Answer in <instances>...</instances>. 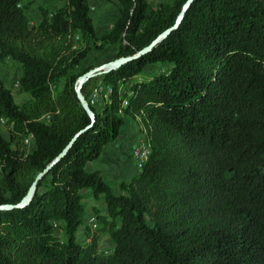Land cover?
<instances>
[{
    "label": "trees",
    "instance_id": "obj_1",
    "mask_svg": "<svg viewBox=\"0 0 264 264\" xmlns=\"http://www.w3.org/2000/svg\"><path fill=\"white\" fill-rule=\"evenodd\" d=\"M36 1L0 0V62L21 65L28 97L17 104L0 80V118L12 126L9 139L0 129V205L19 204L79 135L29 205L0 211V264H264V0H195L151 51L100 76L111 89L101 109L90 102L94 79L84 85L95 122L75 91L92 45L135 56L188 0L151 12L149 0H119L101 37L87 0H62L54 12L40 5L39 24L26 14ZM149 65L168 70L131 84ZM127 116L141 118L152 152L113 189L86 166L118 140ZM89 197L107 209L96 210L95 232L82 227ZM101 231L111 251L100 250Z\"/></svg>",
    "mask_w": 264,
    "mask_h": 264
},
{
    "label": "rangeland",
    "instance_id": "obj_2",
    "mask_svg": "<svg viewBox=\"0 0 264 264\" xmlns=\"http://www.w3.org/2000/svg\"><path fill=\"white\" fill-rule=\"evenodd\" d=\"M27 0L26 3H28ZM55 0L42 1L41 5L49 10L53 11V2ZM173 0H149L150 3V12L152 10L157 9L162 4H171ZM110 7L113 5L109 4ZM39 6L31 3L28 5L26 9V14L29 16L31 21L35 24H39V21L42 20L41 13H38ZM99 10V9H98ZM98 12V11H97ZM96 13V12H95ZM94 46V45H93ZM95 51L90 55L89 59L85 61V66L80 71H83L87 68L94 69L99 67L107 62L112 61V57H110V50H99L94 46ZM90 64V66H87ZM82 68V67H81ZM167 65H149L144 72H142L139 76L135 77L131 84H135L137 82H146L150 81L154 76L158 73L167 71ZM22 75L21 65L17 62H14L11 59L7 61L0 62V80H2L6 87L9 88L14 96L15 102L17 104H23L28 100L24 94L21 93L20 88L16 87L19 82V79ZM98 78V79H97ZM94 80L89 85L90 94L96 86H99L102 81V77L98 76L93 78ZM104 99L96 102L95 107L97 109H101L102 102ZM12 126H0L1 132L6 139L10 137V129ZM144 126L139 117L127 116L126 124L122 128V132L120 133L119 139L111 144L108 148L105 149L101 158L93 164L92 169L94 171H100L105 179V181L113 188L116 189L118 184L122 181H128L133 174H135L136 168H134L133 158H132V150L133 147L138 144V142L144 138ZM129 134V135H128ZM131 134V135H130ZM22 146L26 149V151L32 152L35 149L34 140L31 142V145L25 144L23 142ZM92 171V172H94ZM86 203V218L84 220V224L82 227H87V218L92 216H96V210L99 211L100 214H106L107 209L103 204L102 200H96L92 197H89L84 200ZM92 215V216H90ZM90 216V217H89ZM92 232H95L97 229V225H89L88 226ZM99 229V228H98ZM58 233H60L63 239H65L63 231L58 228ZM101 237L103 238L100 241V250H109L113 249V243L110 241L108 234L101 231ZM78 238L80 241H84L86 238L85 229H81Z\"/></svg>",
    "mask_w": 264,
    "mask_h": 264
},
{
    "label": "water",
    "instance_id": "obj_3",
    "mask_svg": "<svg viewBox=\"0 0 264 264\" xmlns=\"http://www.w3.org/2000/svg\"><path fill=\"white\" fill-rule=\"evenodd\" d=\"M195 0H188V2L184 5L181 13L179 14L175 25L170 28L169 30H166L165 32H163L161 35H159L155 41H153L150 46H148L145 50H143L142 52L136 54L135 56L132 57H122V58H118V59H114L110 62H107L99 67H96L94 69H91L90 71H88L87 73H85L83 76L80 77V79L78 80V83L76 85L75 91L77 94L78 99L80 100L83 108L86 110L87 114L90 116L91 120L93 122H95L96 119V115L93 112V110L91 109L88 101L86 100L85 96L82 93L83 87L84 85L89 82L90 80H92L95 77L101 76L105 73H108L116 68H119L120 66H122L123 64L132 61L134 59H136L137 57H139L142 54H145L149 51H151L159 42H161L166 36H168L174 29H176L180 23L183 21L185 14L187 12V10L190 8V6L194 3ZM79 135V134H78ZM77 135V136H78ZM77 136L72 140V142L63 150V152L53 161L51 162L46 169L41 172L36 180L33 182L32 186L30 187L28 193L26 194V196L23 198V200L17 204V205H0V211L2 210H13L16 208H24L27 205H29V203L32 201L37 188H38V184L47 176V174L50 172L51 168L56 165L68 152V150L71 148V146L73 145L74 141L76 140Z\"/></svg>",
    "mask_w": 264,
    "mask_h": 264
},
{
    "label": "crops",
    "instance_id": "obj_4",
    "mask_svg": "<svg viewBox=\"0 0 264 264\" xmlns=\"http://www.w3.org/2000/svg\"><path fill=\"white\" fill-rule=\"evenodd\" d=\"M42 1H48V0H38V1H36L34 3V5L40 6ZM87 1H88L89 5H90V8H91L90 15H91V17L93 19L96 35H97V37H101V36H103L104 34H106L107 32H109L112 29L114 23L119 18V7H120L119 0H87ZM109 4L110 5L112 4L113 7H110ZM52 5H53V11L52 12H54V11L58 10L60 7H62L64 5V1L56 0V1L53 2ZM37 12L41 13L40 9L37 10ZM39 22H41V21H39ZM107 49H111L110 50L111 51L110 52V57H112L111 60H114L115 56H116V53H117V49L115 47H113V46H108V47H106L104 49V51L107 50ZM94 51H95V49H94V46L92 45V51H91L90 55ZM90 55H89V57H90ZM89 57L85 61H87L89 59ZM85 61L80 66V68H79L80 70H82L83 66H85ZM87 66H90V64H88ZM121 133H123V132L121 131ZM98 160L99 159H97V160H95L93 162H89L87 164V166H86V170L88 172L94 171L92 169L93 164H95ZM132 161L134 163V168H136L134 160H132ZM135 173H137L136 170H135ZM90 216H92V215H90ZM79 233H78V235H79Z\"/></svg>",
    "mask_w": 264,
    "mask_h": 264
},
{
    "label": "built area",
    "instance_id": "obj_5",
    "mask_svg": "<svg viewBox=\"0 0 264 264\" xmlns=\"http://www.w3.org/2000/svg\"><path fill=\"white\" fill-rule=\"evenodd\" d=\"M52 16V15H51ZM79 38L77 37V40ZM16 87H19V82L16 85ZM111 92L110 88L104 87L103 85L96 86L93 88L91 94H90V102L93 106H95L96 102L102 100V99H107L108 94ZM124 106L128 105V102L125 101ZM0 126H7V121L4 118H0ZM145 135V134H144ZM34 140V137L32 135L28 136L25 138L24 142L27 145H31V142ZM152 152V144L151 140L147 137L144 136L136 146L133 147L132 150V158L135 162L136 166V171L141 172L145 166V164L149 161L150 155ZM96 222V217L92 216L88 218V224L95 225Z\"/></svg>",
    "mask_w": 264,
    "mask_h": 264
}]
</instances>
